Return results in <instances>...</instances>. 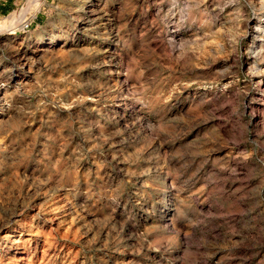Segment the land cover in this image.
<instances>
[{
    "label": "rangeland",
    "instance_id": "obj_1",
    "mask_svg": "<svg viewBox=\"0 0 264 264\" xmlns=\"http://www.w3.org/2000/svg\"><path fill=\"white\" fill-rule=\"evenodd\" d=\"M9 2L0 264H264V0Z\"/></svg>",
    "mask_w": 264,
    "mask_h": 264
},
{
    "label": "bare ground",
    "instance_id": "obj_2",
    "mask_svg": "<svg viewBox=\"0 0 264 264\" xmlns=\"http://www.w3.org/2000/svg\"><path fill=\"white\" fill-rule=\"evenodd\" d=\"M75 6V5H74ZM78 9V8H77ZM75 10V9H74ZM91 10V9H90ZM93 11V10H92ZM73 12V11H72ZM87 12V11H86ZM75 14V13H74ZM86 14H88V13H86ZM80 17V16H79ZM81 20V19H80ZM86 21H88V20H86ZM84 22V21H83ZM89 23V22H88ZM9 29V28H8ZM1 33V32H0ZM7 34V33H6ZM8 35V34H7ZM36 53V52H35ZM27 56V55H26ZM14 230V229H13ZM11 232V231H10ZM9 238H11V237H9ZM17 240V239H16ZM15 242V241H14ZM29 246V245H28ZM13 247H15L14 249H15V251H16V253H18V252H21V250L23 249V245L21 246V244H15V246H13ZM28 249V248H27ZM14 251V250H13ZM25 251V250H24ZM35 251V250H34ZM23 253V252H22ZM14 255V254H13ZM44 255V254H43ZM18 256V255H17ZM25 257V256H24ZM23 259V258H22ZM10 260V259H9ZM44 260V259H43ZM1 261V260H0ZM30 261V260H29ZM34 262V261H33ZM22 264V263H21ZM38 264V263H37ZM42 264V263H41Z\"/></svg>",
    "mask_w": 264,
    "mask_h": 264
},
{
    "label": "crops",
    "instance_id": "obj_3",
    "mask_svg": "<svg viewBox=\"0 0 264 264\" xmlns=\"http://www.w3.org/2000/svg\"><path fill=\"white\" fill-rule=\"evenodd\" d=\"M1 11H7L9 12L12 9V3H7L6 5H3V7L0 8Z\"/></svg>",
    "mask_w": 264,
    "mask_h": 264
},
{
    "label": "trees",
    "instance_id": "obj_4",
    "mask_svg": "<svg viewBox=\"0 0 264 264\" xmlns=\"http://www.w3.org/2000/svg\"><path fill=\"white\" fill-rule=\"evenodd\" d=\"M3 13H8L7 11H2Z\"/></svg>",
    "mask_w": 264,
    "mask_h": 264
},
{
    "label": "built area",
    "instance_id": "obj_5",
    "mask_svg": "<svg viewBox=\"0 0 264 264\" xmlns=\"http://www.w3.org/2000/svg\"><path fill=\"white\" fill-rule=\"evenodd\" d=\"M1 1H4V0H0V2H1Z\"/></svg>",
    "mask_w": 264,
    "mask_h": 264
}]
</instances>
